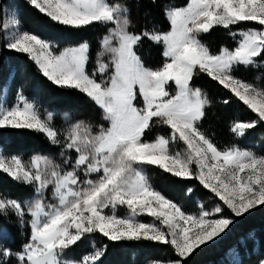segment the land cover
Masks as SVG:
<instances>
[{
	"label": "snow or ice",
	"instance_id": "6c2138e0",
	"mask_svg": "<svg viewBox=\"0 0 264 264\" xmlns=\"http://www.w3.org/2000/svg\"><path fill=\"white\" fill-rule=\"evenodd\" d=\"M29 2L60 25L107 28L92 75L87 70V42L58 51L40 36L17 30L5 47L27 54L55 85L84 93L102 109L108 127L101 125L93 133L91 125L74 123L65 134L63 150L74 152L75 158L65 159L63 166L44 155L34 154L25 164L19 156L6 159L0 153V170L31 187L38 197L23 204L0 199V214L11 211L21 226L30 229L20 251L0 246V264H10L13 258L17 264H101L107 245L95 248L94 240V251L79 261L63 258L78 242L96 234L118 245L144 241L167 245L177 256L170 264H186L185 258L214 243L234 223L224 216L225 210L241 217L264 205V156L236 146L219 149L199 127L210 102L192 86L197 72L204 73L257 115L256 120L232 124L238 138L264 123V90L234 75L241 66L255 67L264 58V0H189L186 7L166 9L169 31L157 32L153 24L151 31L145 25L139 33L129 30L132 22L125 0ZM242 23H255L257 28L239 29ZM18 25L14 16L8 17L3 30ZM215 27L229 30L234 49L222 47L213 54L201 42V35ZM233 27L237 31H231ZM144 39L163 45L161 67H146L137 54ZM105 56L108 63L102 62ZM171 86L174 94L168 90ZM47 117L42 120L22 93L10 109L0 103V129L37 131L59 144L58 133L49 123L52 114ZM154 126L167 128L168 134L148 141L145 135ZM173 144H182L183 149L173 151ZM147 166L174 178L195 179L222 203L211 211L201 206L198 214H188L152 187L143 174ZM93 175L98 179L90 178ZM49 188L55 204L45 203ZM118 207H126L128 214L117 216ZM106 209L112 214H106ZM140 215L154 220L140 222ZM25 216L30 220L25 221ZM0 236L7 238V230L0 229Z\"/></svg>",
	"mask_w": 264,
	"mask_h": 264
},
{
	"label": "trees",
	"instance_id": "16d2710c",
	"mask_svg": "<svg viewBox=\"0 0 264 264\" xmlns=\"http://www.w3.org/2000/svg\"><path fill=\"white\" fill-rule=\"evenodd\" d=\"M125 2L130 9L131 30L139 33L145 25L151 31L153 24L156 30L168 31L170 22L165 14L168 5L181 7L187 5L189 0H155V2L125 0ZM13 6L18 8L20 20L28 31L40 38L57 41L59 46H74L88 41L92 53L100 47L99 38L107 33V28L100 24L83 29L57 24L26 0H0V90L9 82L11 97L16 96L17 93L29 97L44 120L48 119V113L52 114L49 123L53 127L57 125L66 130L77 121H83L92 126L93 133L98 131L101 125L107 128L108 122L103 119L102 109L84 93L55 85L39 71L38 66L27 54L5 47L2 10L3 7ZM245 24L250 23H242ZM236 30V27L231 29L233 32ZM200 39L212 53H218L222 47L233 49L236 46L235 40L229 35V30L223 27H215L209 33L202 34ZM54 49L60 51L58 47ZM136 51L147 67L156 68L164 63L162 44L144 39ZM258 60L264 61V58ZM234 75L254 85L258 81L264 82V67L262 64L247 69L241 66ZM192 84L200 87L210 102L199 125L218 148L224 150L236 146L252 151L256 155H264V123H258L243 138H238L231 131V126L235 122L256 120L255 113L204 73L197 72ZM225 100L229 103L225 104L223 102ZM157 127L154 126L148 133L153 135ZM0 146L7 154L25 157L42 153L53 156L55 160L62 157L60 148L56 144L51 143L43 133L33 130L0 129ZM62 159H65V155ZM148 172L153 176L154 187L179 204L187 213L196 215L201 206L206 211H210L212 210L210 203L214 205L222 203L195 179L174 178L170 174L163 173L156 166H149ZM0 189L21 202L28 200L27 196L32 193L31 187L13 181L1 172ZM224 215L231 217L234 223L214 243L200 247L190 257L185 258L186 264H259V261L264 259V205L241 217L231 216L227 210L224 211ZM15 221L13 213L11 216L0 214V228L6 227L13 237L11 242H6L5 248L18 252L25 243L22 237L28 236V233L24 231L22 236L20 229L14 225ZM98 238L101 246L107 245L106 253L101 257V264H151L152 262L167 264L177 259L170 246L160 243L144 241L118 245L100 235ZM82 245L85 246L81 248ZM73 248L79 249L80 255L92 251L91 243L86 239L78 242ZM10 264L16 262L12 259Z\"/></svg>",
	"mask_w": 264,
	"mask_h": 264
},
{
	"label": "rangeland",
	"instance_id": "374dc122",
	"mask_svg": "<svg viewBox=\"0 0 264 264\" xmlns=\"http://www.w3.org/2000/svg\"><path fill=\"white\" fill-rule=\"evenodd\" d=\"M15 1V0H14ZM26 1H28L29 2V0H26ZM109 2L110 3H112V2H116V0H109ZM30 3V2H29ZM187 5H185V6H181V7H177V6H173V5H168V7H167V10H171V9H179V8H183V7H186ZM2 13H3V15H2V26H3V23H4V21H5V19L6 18H8V17H12V16H14L18 21H19V25L18 26H15V27H10L9 29H7L6 31L5 30H3L2 29V32H3V34H4V37H5V41H6V43L7 42H10V40H11V36H12V34L14 33V32H16L17 30L20 32V33H23V32H29L30 34H35V33H32V32H30V31H28L25 27H24V25L22 24V22H21V20H20V15H19V11H18V8H16L15 6H13V7H11V8H8V7H3V10H2ZM167 17V16H166ZM168 19V18H167ZM169 21V20H168ZM92 26H95V24H93ZM239 26H243V27H239V29H242V30H246V29H249V28H257V25L255 24V23H250V24H245V25H242V24H240ZM108 27H111V25L110 26H108ZM170 27H171V25H170ZM130 31H132L131 30V28L129 29ZM170 30V29H169ZM168 30V31H169ZM157 32H164V31H159L158 29L156 30ZM237 31V30H236ZM95 32V31H94ZM167 32V31H166ZM235 32V31H234ZM107 33H105L102 37H100L99 38V43H100V41L102 40V38L106 35ZM240 37L239 36H237L236 37V39L238 40ZM43 39V38H42ZM44 40H46V41H48V42H50L51 44H52V46H53V48H60V51H62L64 48H67V47H77V46H79V44L78 45H74V46H59L58 45V42L57 41H54V40H48V39H44ZM84 42H87L88 43V45H89V62H88V64H87V70H88V72H89V74L90 75H92L93 74V72H95L96 71V67H97V53L101 50L100 49V47L98 48V49H96L95 51H92V53H90L91 52V46H90V44H89V42L88 41H84ZM234 49V48H233ZM231 50V49H230ZM163 51H164V49H163ZM58 54V53H57ZM163 54V53H162ZM213 54H217V53H213ZM30 58V57H29ZM102 62H104V63H108L109 62V57H107V56H105L104 58H103V61ZM260 64H262L263 65V67H264V61H257V65L259 66ZM146 66V65H145ZM162 65H160V66H158V67H156V68H159V67H161ZM147 67V66H146ZM150 68V67H149ZM156 68H152V69H156ZM111 73L109 72L108 73V75H110ZM98 80L101 78L100 76H97L96 77ZM104 79H107V76H105V77H103ZM192 86L194 87V88H199L204 94H205V92L200 88V87H198V86H196V85H193L192 84ZM254 87H256V88H258V89H261V90H264V82L263 81H258V82H256V84H254L253 85ZM169 92L170 93H172V94H174L175 93V88H174V86H171V87H169ZM206 95V94H205ZM17 97H18V93L16 94V96H14V97H11V93H10V84H9V82H7L4 86H3V88L0 90V103H2V104H4V106L5 107H7V108H11L14 104H16L17 103ZM27 98V100H28V102H30V103H32V104H34V102L29 98V97H26ZM42 120H44L42 117H40ZM51 126V125H50ZM52 128H54L56 131H57V133H58V137H57V139L60 141V143L59 144H56L60 149V154H61V152L63 151V156L65 155V159H72V160H74V158H75V153L74 152H71V151H67V150H63V145L66 143V140H65V134L67 133V131L69 130V128L67 129L66 128V130H64V128H62L61 126H58L57 127V125L55 126V127H53V126H51ZM199 127H200V125H199ZM200 130L203 132V130L200 128ZM168 129L167 128H160V127H157V130L155 131V133L152 135L151 133H146V135H145V139L146 140H148V141H151V140H153V139H155V137L157 136V135H167L168 134ZM151 138V139H150ZM171 148H172V150L173 151H180V150H182L183 149V145L182 144H173V145H171ZM220 149V148H219ZM222 150V149H221ZM243 150V149H242ZM0 153H2L3 154V156L6 158V159H10L12 156H19L18 154H7L5 151H4V149H2L1 148V146H0ZM34 154H39V155H44V154H42V153H34ZM34 154H32V155H29V156H19V157H21L22 158V160H23V162L25 163V164H29L30 163V158L34 155ZM44 156H48V157H50L51 159H53L57 164H61L62 166H63V161L65 160V159H62V157L61 158H56V160L53 158V156H51V155H44ZM257 156H264V155H257ZM148 167L149 166H147V167H145L144 169H143V174L146 176V178L148 179V182L152 185V187L155 189V190H157V191H159L156 187H154V184H153V176L148 172ZM65 170H71V168L70 167H65ZM0 172L1 173H4L2 170H0ZM4 174H6V173H4ZM6 175H8V174H6ZM9 176V175H8ZM10 177V176H9ZM11 178V177H10ZM83 178H85V177H82V179ZM90 178H92V179H98V177L97 176H95V175H93L92 177H90ZM12 179V178H11ZM13 181H15L14 179H12ZM17 182V181H16ZM18 183H20V182H18ZM20 184H22V183H20ZM24 185V184H23ZM26 186V185H25ZM31 191H32V188H31ZM162 193V192H161ZM163 194V193H162ZM164 195V194H163ZM166 198H168V199H170L169 197H167L166 195H164ZM27 198H28V201H32V200H34V199H37L38 197H36L35 196V194L33 193V191H32V193L30 194V195H28L27 196ZM45 203L46 204H55V203H57V201L54 199V198H52V189L51 188H49L48 190H47V192L45 193ZM0 199H15V198H12V197H10L8 194H6V193H4L1 189H0ZM15 200H18V201H20L21 202V200H19V199H15ZM171 200V199H170ZM173 201V200H172ZM174 202V201H173ZM22 204H23V202H21ZM174 203H176V202H174ZM177 204V203H176ZM179 205V204H178ZM210 205H211V207H212V209H214V207L216 206V205H214L213 203H210ZM258 207V206H257ZM182 208V207H181ZM256 208V207H255ZM254 208V209H255ZM182 210L183 211H185L183 208H182ZM253 210V209H252ZM211 211V210H210ZM251 211V210H250ZM186 212V211H185ZM105 213L106 214H108V215H111L112 214V210L111 209H106L105 210ZM187 213V212H186ZM8 216H11V214H12V212L11 211H9L8 213ZM115 214L117 215V216H119V217H125L127 214H128V210H127V208L126 207H118L117 209H116V211H115ZM188 214H192V213H188ZM225 217H227L226 215H224ZM14 217H15V219H16V221H15V223H14V225H15V227L16 228H19L20 229V231L22 232V236H23V233H24V231H27V233H28V235H30V229L28 228V226H27V224H25L24 226H21L20 225V223H19V221H18V218H17V216L16 215H14ZM217 218H219V217H217ZM24 219H25V221H28V220H30V217L29 216H25L24 217ZM137 219L140 221V222H144V223H152L153 222V220H154V218H152V217H150V216H148V215H140V216H138L137 217ZM0 229H6V227H2V228H0ZM7 230V229H6ZM7 233H8V236H7V238H4V237H2V236H0V246H2V247H5V244H6V242H11L12 240H13V237H12V235H11V233L7 230ZM224 234V233H223ZM222 234V235H223ZM27 235V234H26ZM98 235L99 234H97V235H95V236H93V237H89V238H85L88 242H90L91 243V241L92 240H94L95 241V248H102L103 246H101L100 245V243H99V238H98ZM221 235V236H222ZM219 238V237H218ZM27 239H28V236H24V237H22V240L25 242V243H27ZM24 243V244H25ZM85 245H82V247L81 248H83ZM91 246H92V251L91 252H88L87 254H84V255H80V254H78V250L79 249H77V250H75L74 248H72L71 249V251L65 256V257H63V258H65V259H70V260H76V261H79L83 256H85V255H88V254H91L93 251H94V247H93V245H92V243H91ZM202 247V246H201ZM12 252H14L15 253V251H12ZM13 260L16 262V264H17V261H16V259L15 258H13ZM151 264H165V263H159V262H152ZM167 264H170V263H167Z\"/></svg>",
	"mask_w": 264,
	"mask_h": 264
}]
</instances>
